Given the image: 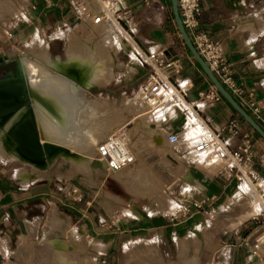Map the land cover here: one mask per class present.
<instances>
[{"label":"crops","instance_id":"crops-1","mask_svg":"<svg viewBox=\"0 0 264 264\" xmlns=\"http://www.w3.org/2000/svg\"><path fill=\"white\" fill-rule=\"evenodd\" d=\"M26 1L27 3L20 8L23 15L21 24L19 22L15 23L11 29L10 38L15 43L26 42L28 40V30L35 32L37 36L40 34L45 37V34H48L50 30H55L54 28L57 26L67 28L74 25V17L66 0ZM257 1L199 0L201 6L199 25L200 29L207 33L212 41L221 42L224 58L229 65L231 76L237 84L242 86L244 95L237 96L226 90L239 106L264 130V126L252 114L250 107L251 104L257 105L264 112V38L261 36L264 31L256 32L247 28L249 24L256 25ZM122 3L125 8V15L130 19L128 25L131 33L137 31L136 41L139 46L144 51L162 49L164 50V62L178 59L183 68L177 77V82L185 86L184 102L182 100L178 101L180 107L185 104L181 110L182 113L177 112L175 109H170L163 116L162 111H159L154 113V120L146 122L147 127L155 128L165 138V131L179 132L181 127L179 122L182 115L186 117L183 124H186L189 128L188 134L190 135L202 131L196 115L206 121L208 126L215 131L222 130L229 121L236 120L241 133L250 134L252 151L258 155L264 154V140L241 119L223 98L213 103L208 109L202 107L199 95L206 94L213 87L194 60L193 62L197 65V68L189 60V55L178 35L176 26L174 31L171 29L166 30L169 18L173 22L171 1L122 0ZM10 18L7 19L3 27L2 36L7 33V25L13 19L10 20ZM115 30L113 27L111 31ZM66 35L62 55L67 42ZM113 37L115 38V36ZM118 37L122 38L120 35ZM115 41L113 44L110 43L107 48L113 67L110 81L106 86L115 82L118 76L114 71L115 59H117L119 52L116 38ZM92 42L96 43L98 41ZM127 43L128 41L125 45ZM130 43L133 44L138 53L135 51L132 56L124 50L127 46H124L122 52L136 59L140 51L134 41ZM46 45L50 55L48 43ZM149 74L143 75L137 80L142 81ZM126 101L130 106L136 105L138 108L144 106L139 102L138 98H135L133 102L130 100ZM192 118L194 123L191 124L189 122ZM148 139L156 147L154 145V137L149 136ZM165 145L166 143L162 146ZM237 145L238 139L236 138L229 143V148L234 150ZM214 159L215 157L209 154L200 157L196 161H177L171 166H165L164 171L167 173L168 185L164 187V194L168 197L167 202L170 207L172 195L180 185L194 188L200 192L199 196L201 198L215 199L213 207L222 213L221 218L210 220L198 212L179 223H171L167 218L162 217L159 211H144L137 217L127 212L120 218L111 221L110 224L116 225L118 232L111 233L113 237L105 245V254L107 251H111L115 239L130 237L131 232H134L130 227L134 224V226H137L142 238L153 241L158 248L160 256L166 260L179 259L184 264H196L198 259L199 264H255L257 260H262L264 258V246L259 250V253L256 252V255H253V249L254 245H257L258 249L259 242L264 245V214L262 213L257 220H253L249 212H240L237 207L231 206V200L240 196L237 190V187H239L238 176L225 180L221 173L222 162H214ZM254 171L259 177L264 179L263 168L256 165ZM150 176L156 178V176ZM126 190L128 192L132 191L131 189ZM142 192L145 193L146 191L142 190ZM157 192L159 193V191ZM251 199V195H247L244 198L246 204L244 207L241 204L242 200H239L238 203L245 209L251 203ZM248 202L250 203L248 204ZM114 205L116 209L118 208L116 205H121V210L129 207V204L123 200L120 203L115 202ZM253 209L258 212L261 208L253 205ZM246 210L250 211L248 208ZM73 237L76 239L75 235ZM186 243L191 244L192 253H188L187 258L184 259L180 254L183 245ZM96 248L101 249L102 247L97 245ZM150 248H152L151 245ZM151 250L150 254L152 256L157 254L156 249L152 248ZM124 252H129L127 246L124 247ZM74 257L77 258L76 255ZM50 258L48 264H50ZM129 259L130 253L126 257V264ZM78 260H81V258L79 257Z\"/></svg>","mask_w":264,"mask_h":264},{"label":"rangeland","instance_id":"rangeland-1","mask_svg":"<svg viewBox=\"0 0 264 264\" xmlns=\"http://www.w3.org/2000/svg\"><path fill=\"white\" fill-rule=\"evenodd\" d=\"M18 1L0 0L2 20L0 24V79L8 76V66L14 63V60L6 61L1 56L18 58L17 54L33 51L39 54L44 48L48 51L46 45L48 43L50 57L54 60L58 55L62 59L65 34L86 43L90 39L88 36L84 39L78 37L71 25L67 28L57 26L55 30H50L48 34H45V37L40 34L37 36L35 32L28 30V40L21 44L15 43L10 38L11 29L15 23L21 24L23 15L20 8L27 3L26 1L18 6ZM256 11L255 19L257 16L263 19L264 2L262 0L257 1ZM9 17H11L10 20L13 19L7 25V33L2 36L3 27ZM168 23L166 30L174 31V21L172 22L169 18ZM261 36L264 38V32ZM87 44L94 47L93 42ZM189 58L193 62L190 56ZM193 64L197 68L194 62ZM114 71L118 76L116 81L110 85L85 86L87 90L85 98L94 99L92 102H100L96 109L99 112L98 118L103 123L90 125L80 120L89 136V141L86 140L82 148L75 152L76 154L57 156L56 162H53L47 170H42L27 166L19 160L14 161L0 152V264H48L51 246H53L51 241L56 238L63 243L67 253L70 251L71 256L76 255L78 259L80 257L82 264H126V257L129 253L130 259L127 264H184L179 259L162 258L156 244L143 239L134 224L130 227L134 231L131 232L130 237L115 239L111 251L105 254V245L113 237L111 233L118 232L116 225L110 224L113 219L116 220L127 212L137 217L144 211L157 212L169 209L168 197L164 194V187L168 185L167 173L164 170L165 166H171V163L167 161L170 150L166 140L165 146L161 145L156 148L148 139L147 134L145 137H139L138 134L136 135L138 130L135 128L134 132H130L132 128L130 125L127 129L132 138L130 139L134 161L129 163L127 168L111 176L94 157L95 149L107 133L117 126L119 128L125 120L129 122L130 119L134 120L139 110L145 109L144 106L140 108L136 105L130 106L126 100L133 102L135 98L137 99V89L141 83V80L137 79L149 74L150 69L147 66H140L137 58L133 59L128 54L119 51L115 59ZM74 74L78 78L81 76L80 73ZM111 108H114V111H111ZM127 108L129 111L126 110ZM175 110L181 112L179 109ZM119 115L124 116L121 122ZM185 119L182 115L179 132L182 131ZM149 175L156 176V178L149 177ZM125 188L132 191L128 192ZM248 192L250 193V190ZM120 199L128 203L129 207L121 210L122 206L116 205L118 207L116 209L114 203H120ZM254 200L252 196L250 201ZM241 204L244 207L245 200H242ZM54 209L57 213H53ZM58 217L65 220L61 227L55 225ZM258 244L259 253L264 245L261 242ZM97 245L102 248L97 249ZM150 245L157 251L154 256L150 254L152 251ZM126 246L129 250L127 253L124 252ZM188 253H192L191 244L186 243L182 247L180 256L185 259ZM196 264H199V259ZM255 264H264V258L257 260Z\"/></svg>","mask_w":264,"mask_h":264},{"label":"built area","instance_id":"built-area-1","mask_svg":"<svg viewBox=\"0 0 264 264\" xmlns=\"http://www.w3.org/2000/svg\"><path fill=\"white\" fill-rule=\"evenodd\" d=\"M66 1L73 14V30L78 37L84 39L88 36L92 41H99L112 30V27L121 29L128 37L130 19L125 15L122 0ZM177 8L183 28L193 47L220 84L234 95H244L242 86L237 84L231 76L221 42L212 41L208 34L200 29L201 6L199 0H177ZM136 34L137 31L132 40L138 44ZM137 47L140 51L137 57L138 64L147 66L151 71L139 84L137 98L145 105L149 113L164 105H169L167 110H182L173 102L178 95L184 101V90L178 91L179 83L177 82V77L183 69L180 61L173 59L164 62V50L144 51L139 45ZM221 98L214 88L206 94L199 95L204 109L210 108ZM250 107L252 114L264 126L262 108L254 104H251ZM199 119L202 131L193 135L188 134L189 128L186 125L178 133L165 131V140L170 150L167 161L172 165L177 161H196L202 156L213 155L214 162H222L221 173L225 180L238 176L239 187L237 190L240 196L231 200V206L237 207L240 212H249L252 219L257 220L262 213L264 214V179L255 173L254 167L258 165L264 169V154L258 155L252 151L250 134L241 133L236 120L229 121L222 130L215 131L208 126L206 121L202 118ZM129 124L130 122L126 121L123 126L107 136L98 148L96 159L109 175L132 161L127 153V148H131L132 143L126 132V127ZM236 138L238 145L234 150H231L229 143ZM199 195L198 190L180 185L172 195L169 209L159 211V213L171 223H179L198 212L210 220L221 218L222 213L213 207L215 199L201 198ZM247 195L255 198L247 207L250 211L243 209L238 203L239 200H244ZM253 205H257L261 209L257 212L253 209ZM256 252H258L257 245H254L253 255H256Z\"/></svg>","mask_w":264,"mask_h":264},{"label":"bare ground","instance_id":"bare-ground-1","mask_svg":"<svg viewBox=\"0 0 264 264\" xmlns=\"http://www.w3.org/2000/svg\"><path fill=\"white\" fill-rule=\"evenodd\" d=\"M23 2H26V0H22V2L19 0L17 5H21ZM9 8L12 7L9 6ZM263 19L257 16L255 19L256 25L249 24L247 28L251 31L261 32L264 30ZM1 22L2 20L0 16V24ZM114 28L116 29L115 31L112 32L110 30V32L98 42H93L94 47H91L90 45L88 46L87 43L92 42V40L90 42V39H88L86 43L83 40H75L73 36L68 35L62 59H60L59 56H56L53 60L48 54L46 48H44L43 52L39 54H35L34 51L31 53H23L21 55L17 54L18 58L1 56V58L6 61L19 60L23 66L22 70L26 86L42 92L46 91L52 93L56 99L63 102L64 110L62 116L64 123L61 125L53 118L49 117L43 110L36 109L33 105L31 106L39 133V143L44 149L45 154L43 159H35L25 152L17 140L18 132L23 130V128L25 129V127H27L26 124L30 120L28 105L22 104L17 108H13L10 104H0V152L2 154L8 155V157L14 161L19 160L27 166L47 170L53 162H56L57 156L74 154L82 148V145L86 143V140L89 141V136L81 125L80 120L87 122V124L90 125H98L103 122L99 120V112L96 109L100 102H92L94 99L88 100L85 98V94L87 93L85 86H106L109 83L113 66L107 48L110 46V43L113 44L116 42L115 38L118 40V51H123L124 46H127L124 50L131 55L136 51V48L130 43L132 39H134L133 35L136 31L131 33L130 26L128 25V37H126L121 29L117 27ZM118 35L122 38H119ZM113 36H115V38ZM127 41L128 43L125 45ZM63 68L69 69L73 73H80L81 76L79 79H81V84L74 82L72 79L59 72V69ZM2 82L3 79H0V86L2 85ZM178 89V91L182 92L185 89V86L179 84ZM20 100H23V96H21ZM138 100L142 103L140 99ZM180 100L182 99L178 95L174 98L173 102L179 106L178 101ZM184 106L185 104H183L182 107H179L183 109ZM168 107L169 105H164L151 113L147 111L146 107L144 110L137 111L138 114L135 116L134 120L130 119L131 121L128 125V127L132 125L130 132H134L135 128L138 130L136 131V135L138 134L139 137H145L146 134L149 136L151 135V137H154V145L156 147L163 145L165 142L164 135L155 128L145 127V125L147 121L151 122L154 120V113L162 111L164 116ZM126 110L129 111V108ZM111 111H114V108H111ZM124 113L125 112H123V114ZM119 118L120 122L124 120V116L122 115H119ZM196 118L201 126L200 119L197 115ZM193 121L192 118L189 123L192 124L194 123ZM123 124H120L119 127L123 126ZM117 128L118 126L107 133L102 142L105 141L107 136L114 133ZM126 132L127 136L131 138L127 127ZM132 134L135 135L134 133ZM101 143L95 149L94 157H97L98 148ZM127 153L132 158L131 162H133L134 156L132 149L127 148ZM126 166H128V164L122 166L115 172H111L110 175L123 171ZM25 177H27V175H25ZM54 212L57 213L56 209H54L53 213ZM63 223H65V220L58 217L55 225H60L61 227V224ZM45 239L49 240L47 237H45ZM51 242L53 243V246H51L50 264H82L81 260H78L76 257L69 254L70 251L67 253L63 243H61L59 239L56 238Z\"/></svg>","mask_w":264,"mask_h":264},{"label":"water","instance_id":"water-1","mask_svg":"<svg viewBox=\"0 0 264 264\" xmlns=\"http://www.w3.org/2000/svg\"><path fill=\"white\" fill-rule=\"evenodd\" d=\"M172 8L173 21L175 23L178 35L190 53L194 62L199 66L203 74L211 83L212 87L218 94L230 105V107L241 117V119L262 139L264 140V130L254 121V119L244 111L239 104L233 99L231 94L220 84L218 79L211 72L204 60L199 56L197 51L192 45V42L185 32L181 19L178 13L177 0H170ZM15 77H5L0 86V104H10L13 108H17L22 104H27L30 120L26 124L27 127L19 131L17 140L25 152L32 158L43 159L45 157L44 149L39 143V133L36 122L33 117L32 105L36 109L43 110L49 117L53 118L57 123L63 125V102L56 99L55 96L46 91L35 90L34 88L27 87L25 83L22 64L19 60H14ZM59 72L66 75L74 82L81 84L78 77L73 72L67 69H59ZM23 96V100L21 99ZM42 137V136H41ZM43 138V137H42Z\"/></svg>","mask_w":264,"mask_h":264},{"label":"flooded vegetation","instance_id":"flooded-vegetation-1","mask_svg":"<svg viewBox=\"0 0 264 264\" xmlns=\"http://www.w3.org/2000/svg\"><path fill=\"white\" fill-rule=\"evenodd\" d=\"M3 63H5V62H3ZM8 67H9V69L7 70L8 77H15L14 63L12 65L8 66Z\"/></svg>","mask_w":264,"mask_h":264},{"label":"trees","instance_id":"trees-1","mask_svg":"<svg viewBox=\"0 0 264 264\" xmlns=\"http://www.w3.org/2000/svg\"><path fill=\"white\" fill-rule=\"evenodd\" d=\"M187 50V49H186ZM187 53H188V55L191 57V55H190V53L188 52V50H187ZM210 85H211V83H210ZM212 86V85H211Z\"/></svg>","mask_w":264,"mask_h":264}]
</instances>
